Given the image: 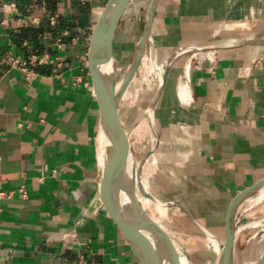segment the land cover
Returning a JSON list of instances; mask_svg holds the SVG:
<instances>
[{
    "label": "crops",
    "instance_id": "1",
    "mask_svg": "<svg viewBox=\"0 0 264 264\" xmlns=\"http://www.w3.org/2000/svg\"><path fill=\"white\" fill-rule=\"evenodd\" d=\"M106 2L0 0V264H141L98 193L103 133L87 56ZM150 34L157 50L188 54L170 67L159 120L174 133L162 147L187 151L157 157L153 197L163 199L166 180L165 208L175 202L196 228H217L208 205L228 209L264 179V0H158ZM43 53L61 67L11 66Z\"/></svg>",
    "mask_w": 264,
    "mask_h": 264
},
{
    "label": "rangeland",
    "instance_id": "2",
    "mask_svg": "<svg viewBox=\"0 0 264 264\" xmlns=\"http://www.w3.org/2000/svg\"><path fill=\"white\" fill-rule=\"evenodd\" d=\"M149 2L150 0H131L125 13L122 15L119 21L112 50V56L114 58L112 61V67L116 82H119L122 79L126 70L129 68L134 59L137 51V45L142 35L145 15L149 6ZM151 38L152 36L150 35V39L147 41L143 52L144 55L147 54L146 56L152 55L153 58L155 57L157 64H151L150 67L144 68L141 65L142 57L140 56V62L138 61L134 75L127 82V84H125L118 91L117 96L118 98L116 107L118 110V117L124 131L126 132L132 154L129 175L130 177H133V179L140 160L152 148V136L150 135L152 132L147 129L148 127L143 120L147 110L149 109V106L157 103L156 96L158 89L157 84L153 81V76L156 74L161 75L162 68L165 63L167 66L171 67L174 62H177L179 67H183L188 57V54L182 52L183 54L175 59L173 53L161 45L157 50L151 43V40L153 39ZM150 52L151 54H149ZM164 60L166 61L165 63ZM187 65H185L184 68ZM184 68L181 69V71L180 69L178 70L180 71L181 80L184 76ZM172 73L170 76L171 79L173 78ZM162 99L163 98L158 100L159 104L155 116V139L158 140V143L156 144L154 152L147 159L148 169L151 170V175L156 170L157 157H160L159 161L164 160L165 162L168 153L167 151H171L170 154L175 152L181 154L187 151L186 147H172L169 149L167 147H162L163 145L167 146V140H169V138L170 140H173L174 135V133L171 132L170 134L172 137H169L170 135L166 131V126L164 125L165 127H163V125H160L159 120L162 122V124H165L166 122V116L162 115L166 113V111L163 112L161 110L163 107L161 105V103H163ZM138 124L139 126L137 127ZM180 134L181 132H179L178 135ZM160 165L162 167L166 166V164ZM151 175L149 177L151 180L150 189L153 193V191L156 190L154 188L155 185L153 186L152 184L153 181L151 179ZM148 180L147 183H149ZM161 184V195H159L163 199L160 202L166 204V200H168L167 198L170 196V191L172 192L173 190L171 188L170 191H167L168 184L166 180H163ZM169 185L171 186L172 184ZM181 186H183V182L179 181L177 188L178 198L183 204H191L194 196H190V194H188L187 191H185ZM136 196L141 207L144 208V211L147 215L160 222L165 229L175 234L174 236L179 239L178 245L180 248L177 247V249L183 256L187 257L192 264H207V261L201 260L195 256L196 251L209 250L206 233L214 236L217 241H219V247L221 248V244L225 238V217L227 209L217 212L211 210L210 208L212 206L210 207V205H208L207 208L209 210L206 212V215L210 216L211 218H216L219 227H202L201 229H198L194 226V223L180 210L176 211V209H167L165 207L161 208L155 202L149 201V199L145 201V199L137 192V190ZM253 199L254 194L242 202L235 212V240L231 264H255L264 253V199L258 203H254ZM173 203L175 204V202Z\"/></svg>",
    "mask_w": 264,
    "mask_h": 264
},
{
    "label": "water",
    "instance_id": "3",
    "mask_svg": "<svg viewBox=\"0 0 264 264\" xmlns=\"http://www.w3.org/2000/svg\"><path fill=\"white\" fill-rule=\"evenodd\" d=\"M157 1L150 0L149 2L142 35L139 39L134 59L129 66L128 77L134 75L140 56L147 43L146 36L151 33ZM130 2L131 0H107L94 27L87 56L92 85L99 105L100 130L108 141V148L124 169L126 168L128 158L132 154L128 139L125 136L123 126L118 117L116 105L119 89L117 91L115 89L116 81L114 74L104 78L102 74H99V66L106 63L112 57L113 42L119 21ZM169 68L167 66L163 82L166 79ZM161 92L162 88L160 87L156 96L157 100ZM153 152L154 149L149 150L140 160L134 179L133 177H129V179L122 181L120 185L121 201L118 200L110 187H107L102 192L103 199L115 215L124 237L141 264H179L178 252L172 245L162 238H153V241H150L144 236L140 226L133 221L134 212L138 209L143 210L136 196V190L143 197L157 200L150 194H144L139 183L141 166L144 160ZM263 187L264 179L241 191L231 199L225 217V238L221 244L219 255L216 256L208 250H200L195 252L197 258L209 263L231 264L235 240V212L242 202ZM164 206L169 205L164 204ZM174 207L181 210L194 223L188 212L178 205H174ZM255 264H264V253Z\"/></svg>",
    "mask_w": 264,
    "mask_h": 264
},
{
    "label": "bare ground",
    "instance_id": "4",
    "mask_svg": "<svg viewBox=\"0 0 264 264\" xmlns=\"http://www.w3.org/2000/svg\"><path fill=\"white\" fill-rule=\"evenodd\" d=\"M150 35L151 34H147L146 41H148L150 39ZM151 43H153V39L151 40ZM149 54H151V52ZM146 55H144V52H142L141 65L144 68L150 67L151 64H157L155 61V57L153 58L152 55H149V56H146ZM163 68H162L161 75L156 74L153 76V81L157 84V89H159L160 87L162 88V92H161V95L158 98V100H160V98L162 96V93H163V90L165 87V83H166V80H167V77H168V74L170 71V68H169V71L166 75V79L163 82V77L165 76L166 68H167L166 63H165V65H163ZM129 71L130 70L128 68L125 72V75L122 77V79L119 82L115 83L116 91L118 89L120 90L131 79L132 76L128 77ZM99 74H102V76L104 78L105 77L107 78V77L111 76L112 74H114V70L112 67V57L106 63L100 64ZM183 74L185 76L186 83H187L188 75H189V66L188 65L184 68ZM186 83H179L176 86V91H177L178 96H179V97L178 96L177 97L180 98L182 103L187 102V100L190 98L188 86ZM158 100H157L156 104H152L149 106V109L147 110L145 117H144V120H143V121H145L146 126L148 127L147 129H149L152 132L150 134L152 136V140H151V147L152 148L151 149H155L156 144L158 143V140L155 139V131H156L155 116H156V112H157L158 104H159ZM188 102H189V100H188ZM138 126H139V124L137 125V127ZM145 130H146V128H145ZM115 133H116V131H115ZM124 133H125V136L127 138L125 131H124ZM101 141H102L101 142L102 148L98 150V156L100 157V159L102 161L101 162V171H100V184H98V193H100L101 197L104 198L102 192L107 187H110L113 190V192L115 193L118 200L121 201L120 185H121L122 181L129 179V177H130V175H129L130 174V166H131L130 160H131L132 156L128 158L126 168L124 169L122 167V165L120 164V162L118 161V159L113 155V153L108 148V141H107L106 137L104 136V134H103V137L101 138ZM147 159H145L146 161L144 160L145 162L141 166L140 175H139V183H140V187H141L142 192L144 194H150L151 195V193H152L151 189H150L151 180L149 179V177L151 175V170L148 169ZM147 180L149 181V183H147ZM258 193H260V194L257 195L256 197H254V199H253L254 203H258L259 201L264 199V187L261 188L260 190H258L257 192H255L254 196ZM143 198L145 199V201L148 200V198H146V197H143ZM149 201L155 202L161 208L164 207L163 206L164 204L158 200L149 199ZM142 209L143 210L138 209L134 212L133 221L140 226V228L143 231L144 236L147 237L150 241H153V238H155V239L162 238V239L166 240L170 245H172L177 250L179 264H192L187 257H184L182 254L179 253L180 251L177 249V247L180 248L178 245L179 239L174 236L175 234H173L172 232L165 229L160 222L153 219L151 216L147 215L146 212L144 211L143 207H142ZM207 244L209 245L208 251H210V252L214 253L216 256H218L220 253V249H221L219 247V241H217V239L214 236L210 235L209 233H207ZM207 264H216V263L207 262Z\"/></svg>",
    "mask_w": 264,
    "mask_h": 264
},
{
    "label": "built area",
    "instance_id": "5",
    "mask_svg": "<svg viewBox=\"0 0 264 264\" xmlns=\"http://www.w3.org/2000/svg\"><path fill=\"white\" fill-rule=\"evenodd\" d=\"M2 10L5 12H12L15 10L16 6L14 3H7L2 5ZM6 21L3 20L2 24H4ZM32 23H35V20L31 21ZM51 23H54V20H51ZM56 64L57 67H61V61L58 57H52L47 53H43L41 55L37 54H31L28 56L27 59H23L20 57H13L11 59V66L17 69H20L23 72H26L29 68H35L41 65H52Z\"/></svg>",
    "mask_w": 264,
    "mask_h": 264
}]
</instances>
